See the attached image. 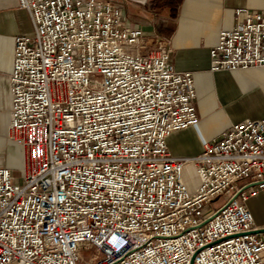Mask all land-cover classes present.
<instances>
[{"label":"built area","instance_id":"1","mask_svg":"<svg viewBox=\"0 0 264 264\" xmlns=\"http://www.w3.org/2000/svg\"><path fill=\"white\" fill-rule=\"evenodd\" d=\"M8 137L21 182L0 167V264H264V118L230 125L192 158L166 138L198 123L190 72L144 46L98 0H17ZM130 49V51H128ZM210 70L264 68V10L236 11ZM185 172L192 180L190 186Z\"/></svg>","mask_w":264,"mask_h":264},{"label":"crops","instance_id":"2","mask_svg":"<svg viewBox=\"0 0 264 264\" xmlns=\"http://www.w3.org/2000/svg\"><path fill=\"white\" fill-rule=\"evenodd\" d=\"M111 2L121 9L124 25L139 28L146 47H165L171 51L170 63L178 72L192 74L198 123L171 133L166 138L174 157L192 158L206 144L232 124L264 118V68L234 71L210 70V50L221 31L236 22V11L264 10V0H98ZM34 33L29 13L20 9L17 0H0V147L6 156L0 167L7 168L13 180L22 175L23 157L19 145L8 137L11 95L9 74L14 55V39ZM264 204L260 193L248 202L257 226H264L256 206Z\"/></svg>","mask_w":264,"mask_h":264},{"label":"rangeland","instance_id":"3","mask_svg":"<svg viewBox=\"0 0 264 264\" xmlns=\"http://www.w3.org/2000/svg\"><path fill=\"white\" fill-rule=\"evenodd\" d=\"M128 51H130V49H128ZM6 153H7V146L4 145V146L0 147V158L5 157ZM184 176L187 178L191 187H193V185H195L197 183V181L192 180L189 177L188 172H185ZM14 177H15V180H14L15 183H17V184L22 183L20 176H17V174H15ZM256 212H257V215L260 219H264V204L263 203H260L256 206ZM93 253H94V251L91 248L82 249L80 252L82 264H89L90 263L89 260H90V258H92Z\"/></svg>","mask_w":264,"mask_h":264},{"label":"water","instance_id":"4","mask_svg":"<svg viewBox=\"0 0 264 264\" xmlns=\"http://www.w3.org/2000/svg\"><path fill=\"white\" fill-rule=\"evenodd\" d=\"M253 233H255V234L264 233V228L256 230Z\"/></svg>","mask_w":264,"mask_h":264}]
</instances>
